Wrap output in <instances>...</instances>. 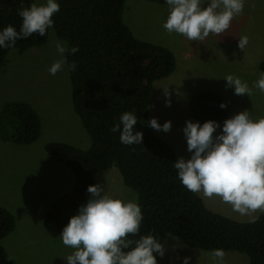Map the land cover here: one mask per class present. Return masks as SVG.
<instances>
[{
	"label": "trees",
	"instance_id": "trees-1",
	"mask_svg": "<svg viewBox=\"0 0 264 264\" xmlns=\"http://www.w3.org/2000/svg\"><path fill=\"white\" fill-rule=\"evenodd\" d=\"M33 0H0V29L11 24L17 30V10ZM60 11L53 16L54 31L79 51L67 56L75 63L68 70L71 102L90 136L86 149L62 141L44 146L49 157L65 164L74 175L73 188L56 198L45 213L61 233L78 206L88 199L94 174L117 167L126 186L134 190L144 220L141 235L152 233L161 239L171 234L183 243L203 250L222 248L246 254L249 264H264V213L255 222L238 221L208 209L197 193L188 191L176 176L173 162L179 158L173 148L147 126L152 83L170 75L175 67L173 52L162 45L141 40L125 24L126 0H57ZM48 32L19 39L12 48L0 49V70L12 49L23 53L46 43ZM264 72V60L259 63ZM225 98L211 90L198 92L189 104L191 116L203 123H222L228 114ZM124 112H132L143 133L142 145H124L119 132L111 129ZM42 122L26 101H5L0 106V139L16 144L35 142ZM215 135V134H214ZM14 216L0 206V264H17L1 240L14 229ZM138 239L139 237H130Z\"/></svg>",
	"mask_w": 264,
	"mask_h": 264
},
{
	"label": "rangeland",
	"instance_id": "rangeland-1",
	"mask_svg": "<svg viewBox=\"0 0 264 264\" xmlns=\"http://www.w3.org/2000/svg\"><path fill=\"white\" fill-rule=\"evenodd\" d=\"M167 15L164 0H126L122 17L135 37L165 46L174 54L173 72L152 83L148 117L156 118L160 124L171 121L169 132L153 131L179 157L188 159L182 128L187 120L197 121L189 112V104L198 92L211 90L222 95L228 105L226 119L244 110H249L253 119L264 117V92L252 88L264 73L259 69L264 60V0H245L243 12L233 18L228 30L218 36L210 34L201 42L168 33L162 26ZM241 36L248 37L243 50L237 46ZM57 40L65 41L50 29L43 45L23 53L10 50L0 70V106L5 101H26L42 122L40 136L33 143L0 139V206L9 210L15 221L14 229L1 243L17 264H66L65 258L73 252L61 243L54 224L44 221L52 202L74 185L71 169L51 159L45 144L62 141L86 149L91 142L72 107L67 67L55 76L48 72L51 64L60 59L55 49ZM228 74L246 81L252 95H235L232 88H226L223 77ZM166 98L170 106H165ZM97 183L114 198L137 197L115 166L96 172L94 184ZM198 195L208 209L234 220L250 221L249 216L233 212L218 197ZM258 214L259 211L252 213ZM162 243L165 255L156 256L157 264H181L185 256L190 257V264H211L208 254L212 250L189 246L171 234H166ZM225 253L224 264H249L246 254L234 250Z\"/></svg>",
	"mask_w": 264,
	"mask_h": 264
},
{
	"label": "clouds",
	"instance_id": "clouds-1",
	"mask_svg": "<svg viewBox=\"0 0 264 264\" xmlns=\"http://www.w3.org/2000/svg\"><path fill=\"white\" fill-rule=\"evenodd\" d=\"M164 4L168 15L163 28L188 41L201 42L210 34L218 36L228 30L233 18L243 12L245 0H164ZM59 11L57 0H33L27 7L22 4L17 10L21 17L19 30L11 24L0 29V49L12 48L17 40L33 34L45 36L54 28L53 16ZM247 44V36L239 37V49ZM55 49L60 59L48 68L49 74L55 76L65 66L74 71L76 64L68 63L65 53L75 54L78 47L69 48L67 41L57 40ZM223 79L235 95L249 97L252 88L264 92V73L252 88L233 74ZM170 103L166 98L165 106ZM219 107L227 105L221 103ZM137 123L132 112H124L111 131L119 132L124 145H142L143 133L134 127ZM147 126L167 133L172 124H160L152 118ZM182 132L190 158L179 157L172 163L182 186L208 199L218 197L233 212L255 222L259 217L252 213H264V117L253 119L249 110H244L222 124L187 120ZM86 191L88 199L78 206L59 235L61 243L73 249L65 258L66 264H157L156 256L165 255V246L152 233L140 234L144 216L138 197L114 198L99 183L89 185ZM208 255L211 264H224V249H213ZM181 264H190V257H183Z\"/></svg>",
	"mask_w": 264,
	"mask_h": 264
}]
</instances>
